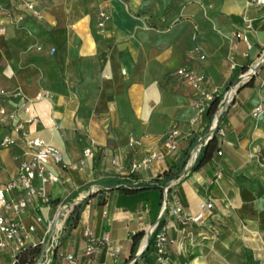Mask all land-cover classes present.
Listing matches in <instances>:
<instances>
[{"label": "crops", "instance_id": "0c3cea01", "mask_svg": "<svg viewBox=\"0 0 264 264\" xmlns=\"http://www.w3.org/2000/svg\"><path fill=\"white\" fill-rule=\"evenodd\" d=\"M101 12L109 16L104 28ZM263 56L264 7L247 0H0V90L20 95L0 96V140L16 137L14 127L22 122L32 137L63 154L61 165H50L59 177L47 187L53 204L32 205L22 216L25 229L38 227L26 244L40 240L50 225L54 230L64 206L79 203L77 222L71 214L57 252L74 256L76 264H158L147 236L161 221L179 264H264V114L251 115L264 103V63L247 78ZM183 68L204 74L221 101L245 78L223 117L226 136L197 169L195 150L212 122L205 115L201 125L190 126L197 94L177 76ZM2 108L16 120L2 122ZM174 128L178 152L132 174V161L142 155L129 146L131 139L164 151ZM89 149L93 154L86 156ZM185 152L188 163L171 192L187 217L213 199L200 224L182 225L170 209L164 215L163 185L153 183L165 171L176 172ZM20 155L18 147L0 148V187L16 177ZM121 187L138 190L127 194ZM88 229L98 242L90 256ZM138 233L143 237L135 245Z\"/></svg>", "mask_w": 264, "mask_h": 264}, {"label": "built area", "instance_id": "2783aa9c", "mask_svg": "<svg viewBox=\"0 0 264 264\" xmlns=\"http://www.w3.org/2000/svg\"><path fill=\"white\" fill-rule=\"evenodd\" d=\"M250 4L257 7H264V0H247ZM26 8L32 12V14L41 19L42 13L38 11L34 4L26 3ZM109 16L105 12L99 14L98 26L104 28ZM246 29L252 30V24L246 22ZM240 36V35H239ZM244 41L249 44L248 37L242 35ZM55 48L51 49V54L54 55ZM195 54L201 59L205 60L206 56L200 49L194 50ZM264 56L259 65H263ZM257 65L256 67H258ZM236 66L235 62H232V67ZM254 67V68H256ZM249 72H253V69ZM177 76L189 84L197 94L193 105L196 109V115L191 119L190 126L197 127L204 122L205 115L218 95L216 89L209 91L207 88L206 76L202 73L195 72L186 68L179 69ZM235 92L234 88L226 93L224 99L220 102L216 115L211 124V132L208 137L202 139L195 150V157L200 154L202 148H204L209 140L216 135L219 138L226 136V130L222 127V121L228 106L231 103L230 92ZM0 96L2 97H19L17 92H8L6 90H0ZM46 97V95H40L39 98ZM229 99V100H228ZM28 104V102L26 103ZM28 111V109H26ZM1 114L5 117L2 122L15 121L16 116L13 113H7L6 109H1ZM264 114V103H261L255 107L251 115L258 119ZM17 133L16 137H6L0 140V148L8 149L12 147H18L21 151V162L18 168L16 177L11 180L4 187H0V264H19L20 255L29 247H41V254L35 260L34 264H64L68 262L70 264H76V259L72 255H64L58 252V245L60 235L64 230L66 221L72 214V210L66 213L62 209L59 213V221L55 223V229L53 227L45 231L43 237L35 241L31 245L26 244L28 234H33L37 231V225H30L25 229L22 221V216L28 211L32 205L37 207H51L53 199L47 191V187L55 185L59 182V177L52 171L50 165H61L63 163L62 152L52 146L46 141L32 137L25 131V124L18 122L14 127ZM180 132L177 128L170 130L164 140L165 150L160 151L156 148L148 146L142 139H131L129 146L135 148L141 158H137L132 161L130 171L132 174L144 172L150 170L156 163H161L166 160L168 156L175 155L178 152V138ZM92 150H87L85 155L91 156ZM222 155V152H219ZM217 179L221 178V173L216 176ZM177 180L171 181L163 190L164 202L163 210L164 215L168 209H170L173 216L176 217L177 222L182 225H186L189 222L203 223L204 212H212L214 207L213 199L209 198L200 204V212L196 216L187 217L184 215L183 205L180 197L176 193L171 192V188L176 184ZM64 208V207H63ZM42 218H37V223H41ZM53 226V225H52ZM53 232L54 239L48 240V236ZM89 245L85 250L87 256L92 255L98 245L97 240L94 238V234L91 230L86 231ZM107 241V239H105ZM154 247V251L157 257L158 264H179L174 259L170 252V240H169V227L166 224H162V221L158 223L150 233L149 246ZM2 254L8 256V261L2 260ZM60 259L59 263H54V258Z\"/></svg>", "mask_w": 264, "mask_h": 264}, {"label": "trees", "instance_id": "16d2710c", "mask_svg": "<svg viewBox=\"0 0 264 264\" xmlns=\"http://www.w3.org/2000/svg\"><path fill=\"white\" fill-rule=\"evenodd\" d=\"M221 102V97L217 96L214 101L211 103L207 113H206V119L209 122H212L216 112L218 110L219 104ZM219 149V140L218 137L216 135L213 136V138H211L209 140V142L207 143V145L202 148L198 158L196 159L193 168L197 169L198 167L202 166L204 163H206L207 161H210L213 158L214 153ZM189 160V152H185L184 156H183V162L181 167L174 172L173 169H170L168 171H165L162 175L156 177L153 183L155 184H162V193L164 188L175 178H177V176L179 175V173H181L183 171V169L186 167L187 163ZM132 175V174H131ZM155 188V185H145L143 188L141 189H145V190H149V189H153ZM120 190H122L123 192L127 193V194H132L134 193L136 190V188H131V187H121ZM74 211V210H73ZM72 217V224H76L77 219H78V215H76L75 213H73ZM162 224H164L162 222ZM143 237V233H138L135 235V245L142 239ZM41 254V247H29L27 248V250L25 252H23L20 255V262L19 264H34L35 260L40 256Z\"/></svg>", "mask_w": 264, "mask_h": 264}, {"label": "water", "instance_id": "95a60500", "mask_svg": "<svg viewBox=\"0 0 264 264\" xmlns=\"http://www.w3.org/2000/svg\"><path fill=\"white\" fill-rule=\"evenodd\" d=\"M261 66H262V65H259L258 67L254 68V69H253V72H250L249 75L247 76V78H249V79L253 78V76L256 75V74L258 73V71H259V69L261 68ZM244 81H245V78L242 79V80H240L239 83L237 84V86H235L234 90L237 91V90L239 89V86H240L241 84H243ZM233 94H234V92L231 91V92H230V98H231V100L233 99ZM228 100H229V99H228ZM198 156H199V154L196 155L195 160L198 158ZM78 204H79V203H74L73 206H72V209H71V210L73 211V210L78 206ZM71 210H70V211H71ZM147 237H148V242H149V240H150V236L148 235ZM147 247H148V245H147Z\"/></svg>", "mask_w": 264, "mask_h": 264}, {"label": "bare ground", "instance_id": "6f19581e", "mask_svg": "<svg viewBox=\"0 0 264 264\" xmlns=\"http://www.w3.org/2000/svg\"><path fill=\"white\" fill-rule=\"evenodd\" d=\"M72 206L73 204H69V205L64 206L63 209L66 211V213H68L72 209Z\"/></svg>", "mask_w": 264, "mask_h": 264}, {"label": "rangeland", "instance_id": "374dc122", "mask_svg": "<svg viewBox=\"0 0 264 264\" xmlns=\"http://www.w3.org/2000/svg\"><path fill=\"white\" fill-rule=\"evenodd\" d=\"M78 210H79V209H77V214H79Z\"/></svg>", "mask_w": 264, "mask_h": 264}]
</instances>
